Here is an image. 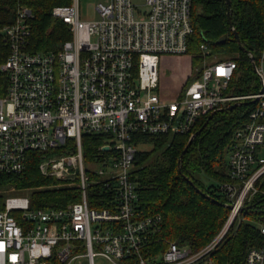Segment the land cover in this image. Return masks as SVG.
<instances>
[{"label":"built area","instance_id":"built-area-1","mask_svg":"<svg viewBox=\"0 0 264 264\" xmlns=\"http://www.w3.org/2000/svg\"><path fill=\"white\" fill-rule=\"evenodd\" d=\"M191 3L144 0L141 11L133 0H107L96 7L97 21H82L72 0L51 10L71 35L57 53L27 51V8L0 29L8 47L0 65L7 80L0 97V176L20 174L28 155L38 153L40 174L76 187L80 200L48 209L31 208L26 197L2 200L0 264H213L209 254L242 209L264 197V47L256 65L262 92L229 95L236 61L214 58L202 43L201 59L212 60L178 98L158 94L159 56L187 55ZM247 99L257 100L255 108L232 135L228 181L216 185L230 206L223 227L198 251L163 240L164 251L146 255L162 220L137 212L131 179L137 146L148 137L187 134L201 118ZM85 136L101 139L88 155ZM259 231L264 237L263 225ZM245 263L264 264V245L251 248Z\"/></svg>","mask_w":264,"mask_h":264},{"label":"trees","instance_id":"trees-1","mask_svg":"<svg viewBox=\"0 0 264 264\" xmlns=\"http://www.w3.org/2000/svg\"><path fill=\"white\" fill-rule=\"evenodd\" d=\"M71 2L72 0H0V29L13 22L18 8H27L31 12L27 51L57 53L71 39V35L65 24L52 17L51 10L56 6H69ZM230 2L228 10L225 0H192V33L188 37L187 55L192 59H201L199 46L204 43L212 56L215 55L220 60L231 57L236 61V70L227 93L235 97L251 96L259 92L260 79L254 72L249 57L239 49L232 29L241 46L251 54L255 65H258L264 47L262 3L259 0ZM228 11L232 27L227 20ZM7 55L8 47L0 40V65ZM6 85V77L0 72V97L4 95ZM234 103L236 102L229 106ZM254 108L255 105L247 104L233 110L224 108L214 114L181 157L180 171L177 163L190 136L202 127L210 114L201 118L187 134L159 135L144 139L151 150L137 152L131 173V179L137 187V212L142 217L157 214L162 220L158 240L148 246L144 251L146 255L164 251L166 244L163 240L198 251L221 230L227 219L228 209L224 207L225 200L216 191V185L228 181L225 155L232 135L247 121ZM82 140L86 155L101 144L100 138L85 136ZM41 160L40 154L30 153L23 172L0 176V191L12 187L25 192L33 209L63 208L80 201L76 187L58 186L52 178L40 174ZM201 176L214 184L205 185ZM2 200L0 195V204ZM89 203L91 205V201ZM249 205L252 207L240 214L243 220H234L216 249L209 254L208 258L213 264H246L247 252L264 245V237L259 231V227L264 226V197H255Z\"/></svg>","mask_w":264,"mask_h":264},{"label":"rangeland","instance_id":"rangeland-1","mask_svg":"<svg viewBox=\"0 0 264 264\" xmlns=\"http://www.w3.org/2000/svg\"><path fill=\"white\" fill-rule=\"evenodd\" d=\"M138 9L144 11L143 6L144 0H133ZM107 0H78V10L79 17L82 21H97L99 15L96 11V7L99 4H105ZM218 58L217 56H213ZM231 58V57H229ZM212 60V57H207L205 59H192L188 55H160L159 56V81H158V94L163 100H170L178 98L180 91L191 82L196 76V70H199L203 64L208 63ZM198 72V71H197ZM151 146L149 144H140L137 146V151H149ZM264 158V153L260 155ZM227 157L225 155V162ZM94 168V167H93ZM205 185H213L214 183L205 177H200ZM0 195H2L3 200L7 197H26L25 192H19L14 188H7L6 190H1ZM29 199V198H28ZM237 222L243 220L242 216L237 217ZM223 227V226H222Z\"/></svg>","mask_w":264,"mask_h":264},{"label":"water","instance_id":"water-1","mask_svg":"<svg viewBox=\"0 0 264 264\" xmlns=\"http://www.w3.org/2000/svg\"><path fill=\"white\" fill-rule=\"evenodd\" d=\"M225 3H226V6H227L228 10H230V5H231L230 0H225ZM227 20H228L229 25L232 27V22H231V18H230V13H229V11H228V13H227ZM232 32H233V36H234V38H235V40H236V42H237V44H238L239 49H240L242 52H244V53L249 57V59H250V61H251L252 68H253L254 72L256 73V75L258 76L257 68H256V65H255V63H254V59H253V57L251 56L250 53H248L246 50H244V48L241 46V44H240V42H239V39H238V36H237L236 32H235L233 29H232ZM258 77H259V76H258ZM259 78H260V77H259ZM260 83H261V89H260V92H262V89H263V81H262L261 78H260ZM256 102H257L256 99L250 100L249 102H236V103L232 104L231 106L227 107L226 110H233V109H235V108H237V107L244 106V105H247V104L254 105ZM222 110H224V109H220V110H218V111L212 112V113L207 117V119H206L205 123L202 125V127H201L197 132H195L194 134H192V135L190 136V138H189V140H188V143H187L185 149L183 150V152H182V154H181V156H180V158H179V160H178V163H177L178 171H180L181 157H182L183 154L186 152V150L188 149V147L191 145V143H192V141L194 140V138L200 133V131H202V129L206 126V124H207L208 121L213 117V115L216 114V113L219 112V111H222ZM185 180L188 181L189 184H190L191 186H193L192 182H190L187 178H185ZM197 192L200 193V194H202L201 191H199V190H197ZM208 198H210V197H208ZM210 199H211L212 201H216V200H214L213 198H210ZM224 207H225L226 209H228V210L230 209V206H226V205H224ZM251 207H252V206H250V205L245 206V207L242 209V211L249 210Z\"/></svg>","mask_w":264,"mask_h":264}]
</instances>
